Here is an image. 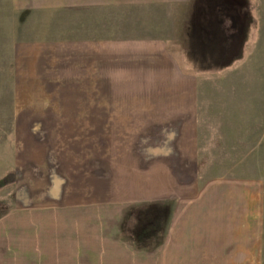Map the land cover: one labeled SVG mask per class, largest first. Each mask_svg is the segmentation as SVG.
I'll list each match as a JSON object with an SVG mask.
<instances>
[{"label": "rangeland", "instance_id": "obj_1", "mask_svg": "<svg viewBox=\"0 0 264 264\" xmlns=\"http://www.w3.org/2000/svg\"><path fill=\"white\" fill-rule=\"evenodd\" d=\"M128 1L0 0V264H144L183 198L264 264V0Z\"/></svg>", "mask_w": 264, "mask_h": 264}, {"label": "crops", "instance_id": "obj_2", "mask_svg": "<svg viewBox=\"0 0 264 264\" xmlns=\"http://www.w3.org/2000/svg\"><path fill=\"white\" fill-rule=\"evenodd\" d=\"M125 3L126 2H119V0H101L99 5L100 7L104 8L106 6H121ZM127 3H131V5L134 7H156L171 6L172 4L181 5L183 3L187 5V0H131ZM177 19V21L179 22L182 21L181 16ZM165 62L170 63L169 60H165ZM153 68L154 67L148 66L147 71ZM173 68L174 67L172 66L170 69ZM158 69H162V67L156 68V70ZM189 145L190 144H188V146L181 145V148L177 146L175 150H183V152L194 151V148ZM176 157L177 158H174L172 160L170 156H163L162 159H164V161H170L169 165L165 169L160 170H156L155 168H153L152 171L156 173L157 176L162 177V182L166 183L167 189L164 190L163 195H169L168 198H172L171 192H173V187L171 186V183L177 181V178L173 177L171 174V166L173 162H176L178 160L179 163H185L191 158L190 154L188 153H179ZM153 166L155 167V164ZM164 166L166 165L164 164ZM154 173L152 174L154 175ZM158 193H162V191L158 190ZM151 197L155 198L156 194L151 195ZM148 198L152 199L150 197ZM184 202V198L180 200L179 203L176 202L171 220L165 230V238L162 245H160L153 251L141 250L139 252L140 254H138L140 255L138 257L141 258L140 262L144 264H214L231 263L237 261L235 259V252L233 254L229 252V248H231L229 237H227L229 236V234L226 235L224 233H220V230L227 231L229 229H225L224 225L222 224L221 226V224L219 223L183 222V218H180V216H183L184 213L193 216L194 213H190V211L193 212L195 209L192 207L187 208L188 206H183L187 208V211L183 212L181 206ZM186 204L188 205L187 202Z\"/></svg>", "mask_w": 264, "mask_h": 264}, {"label": "trees", "instance_id": "obj_3", "mask_svg": "<svg viewBox=\"0 0 264 264\" xmlns=\"http://www.w3.org/2000/svg\"><path fill=\"white\" fill-rule=\"evenodd\" d=\"M9 177V178H8ZM13 183V180H12V174L9 172L7 174V176L3 177L1 180H0V189L3 187V186H7V185H10Z\"/></svg>", "mask_w": 264, "mask_h": 264}]
</instances>
